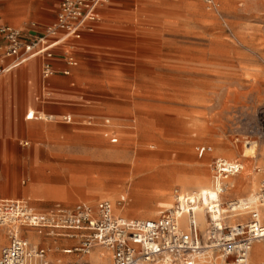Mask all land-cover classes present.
Returning a JSON list of instances; mask_svg holds the SVG:
<instances>
[{"label": "rangeland", "instance_id": "1", "mask_svg": "<svg viewBox=\"0 0 264 264\" xmlns=\"http://www.w3.org/2000/svg\"><path fill=\"white\" fill-rule=\"evenodd\" d=\"M60 2L0 0V24L28 34L37 22L43 31ZM112 2L77 50L72 75L53 76L56 95H73L64 112L72 122L44 113L28 120L34 134L19 138L17 157L9 151L0 166L3 182L15 180L20 190L1 183L0 195L42 211L56 201L107 199L119 210L137 206L126 217L156 218L175 204V190H207L214 159L226 157L245 171L224 200L248 197L254 167L264 165V0ZM38 81L39 70L34 88ZM23 138L30 145H20ZM248 141L258 146L252 160L242 159ZM0 235L1 249L7 231Z\"/></svg>", "mask_w": 264, "mask_h": 264}, {"label": "built area", "instance_id": "2", "mask_svg": "<svg viewBox=\"0 0 264 264\" xmlns=\"http://www.w3.org/2000/svg\"><path fill=\"white\" fill-rule=\"evenodd\" d=\"M109 2L61 0L55 20L45 24L43 31L37 29L40 23L33 22L37 31L30 37H25L19 28L0 25V34L7 41L5 55L12 58L10 64L0 67V74L41 56L45 83L57 73L70 75L78 65L70 41L82 39L85 32H93L99 20L98 10ZM58 47L64 49L66 67L62 70L53 62ZM45 94L49 92L46 90ZM27 118H31V113ZM63 120L70 123L72 116L64 115ZM258 132L264 136L263 127ZM243 169L244 163L237 159H214L213 179L222 185L219 192L223 197L230 190L226 181L241 174ZM257 172L262 174V179L255 199L226 202L227 211L222 217L214 218L211 212L207 213L204 232L197 217L198 200L178 189L174 206L156 218L125 217L116 213L115 206L107 199L95 205L57 203L46 211H38L27 201L0 198V227L7 229L9 240L0 252V264H57L48 258V248L24 237V229H33L55 241H72V245L61 248L63 253L77 255L66 264H92L88 257L96 247L112 253L108 264H198L209 250L219 253L222 264H253V245L264 240V165ZM183 214L187 216L186 222L180 221ZM241 214L246 218H239ZM233 217L239 220L231 222Z\"/></svg>", "mask_w": 264, "mask_h": 264}, {"label": "crops", "instance_id": "3", "mask_svg": "<svg viewBox=\"0 0 264 264\" xmlns=\"http://www.w3.org/2000/svg\"><path fill=\"white\" fill-rule=\"evenodd\" d=\"M113 0H110V2L103 7H101L98 10L99 14V20L95 23V30L91 33L85 32L84 36L80 40H71L70 44L73 45V51L74 54L78 60L77 56V50L82 47L81 43L84 41V39L87 37V35L95 33L98 28L99 24L102 21V17L104 14V10L112 5ZM59 10V8H58ZM57 10V12H58ZM57 15V14H56ZM3 25V24H0ZM37 31L36 28L32 27L29 30L28 34H23L25 37H30L33 34H35ZM7 41L5 38L0 34V67H6L8 64L12 62V58L7 57L5 55V49H6ZM63 52L64 49L63 47H58L56 49V57L54 59V66L62 70L66 67V64L63 61ZM30 62V63H29ZM44 58L41 56L34 57L27 61L26 63H23L17 67H14L2 74H0V166L4 164H8L6 161V155L9 153V151L13 150L15 151L14 154L17 157V140L22 137H30L33 135V128L34 124L29 122L28 120H33V119H39V118H33L29 119L27 118L28 113H44L46 116H55V115H67L64 112L68 110H72L70 103L71 100L73 99V95H63V94H55L57 92V86L54 85L53 83V76L46 81V83L42 79L41 71H42V66H43ZM29 63L28 70L23 68L24 65ZM79 64V60H78ZM78 66V65H77ZM76 67V66H75ZM73 67V69L75 68ZM72 69V71H73ZM37 70H39V81L37 83V87L34 88L33 86V80L35 76L37 75ZM8 73H12L10 77H7ZM57 74H62V73H57ZM56 75V74H55ZM54 75V76H55ZM64 75V74H62ZM72 75V73L70 74ZM70 75H64V76H70ZM45 84L47 88L45 89ZM74 85V82L71 83ZM49 92V95H45V91ZM33 93V95H32ZM41 103L42 105H39ZM71 115V114H68ZM72 116V115H71ZM36 117V115H35ZM49 117V116H48ZM69 124L68 122H65ZM71 123V122H70ZM25 142H28L30 145V141L26 138H23V140L20 142V145L23 146H28L25 145ZM17 160V159H16ZM17 164V161L14 162ZM262 179V174H260V181ZM13 181V182H12ZM259 181V183H260ZM4 183L6 187L8 188H13L14 190H20V187L18 185V182L12 179H6L2 180L0 177V184ZM32 185L31 184L29 187L25 188L26 191L30 190L32 192ZM212 185V184H211ZM23 191V189H22ZM24 192V191H23ZM3 195H8L4 191H1ZM8 196H2L0 195V198H8V199H21L24 201H27L32 207H34L38 211H42L37 209L32 203H30L29 200L24 199V198H13V197H8ZM103 200V199H102ZM100 201V200H99ZM57 203H62L64 205H75L78 203H88L95 205L96 203H91L89 201H79L76 203H67V202H62V201H56L51 207H53ZM50 207V208H51ZM119 212L120 210L117 209ZM46 211V210H44ZM116 211V209H115ZM117 213V212H116ZM121 213V212H120ZM123 214V213H122ZM120 214V215H122ZM263 214H264V208H263ZM125 216V215H123ZM126 217V216H125ZM198 217V214H197ZM130 218V217H128ZM202 218V216H201ZM199 221V219H198ZM200 228L204 232L207 229V215H206V224L203 225L200 221ZM3 228V227H0ZM7 231L6 228H3ZM22 234L24 237H26L30 242L32 243H38L43 247L48 248V258L53 261L54 263L57 264H66L69 261L75 259L77 257L76 254H66L61 251V248L64 246L72 245L73 242L70 240L62 239L55 241L51 238H45L40 236L35 230L33 229H24L22 231ZM8 236V233H7ZM3 236L0 235V242H3ZM9 242V240H8ZM6 242V244L8 243ZM4 244L2 248L6 245ZM259 244H255L253 251L251 252V261L254 264L263 262L264 260H260L259 257L254 255V249L256 246ZM260 245L264 246V243H260ZM95 254H101L103 259L99 258L96 255V259L100 262L96 263L95 259L93 258L92 255H90L88 258L90 259L92 264H108V262L111 260L112 253L101 248V247H96L93 251ZM60 254L63 255H68L70 258L66 261H63V258L60 257ZM222 263V260H221ZM199 264V263H198Z\"/></svg>", "mask_w": 264, "mask_h": 264}, {"label": "bare ground", "instance_id": "4", "mask_svg": "<svg viewBox=\"0 0 264 264\" xmlns=\"http://www.w3.org/2000/svg\"><path fill=\"white\" fill-rule=\"evenodd\" d=\"M35 115L36 114L32 113L30 119L37 118V116L35 117ZM54 117L55 116H50L49 118H46V119H50V118L53 119ZM41 118H43V116H41ZM256 144H257L256 141L255 142L248 141L246 143V145H249V146H245L244 147L245 152L243 153L242 159L244 157L247 158L248 160H252V159L257 158V147L258 146ZM237 160H239V159H237ZM239 161H241V160H239ZM244 171H245V164H244V169L241 172V174H243ZM254 173H255V174H253V177H254L253 179L254 180L252 179V183L254 184V187L256 185V189L252 190V193L246 198H238L237 197L236 199L238 201H240V202H244L245 200L253 201L255 199L256 192L258 190L257 178H259L256 167H254ZM255 176H257V178ZM154 178H156V177H154ZM236 180H237L236 178L232 177V178H229L226 181V184H228L229 187H230V190L227 191V194L232 195L233 192L237 189ZM221 186L222 185L220 183L215 182V180L213 179L212 180V185L207 190L200 191V192H198V194L187 193L188 195H190L195 200H198V202H199L198 219L203 225L206 224V215H207V213L211 212V216L214 217V218L222 217L223 214L227 211V206L224 205V204L226 202H230L231 200H235V199L231 198V199L225 201L224 197L219 192L221 190ZM157 187H159V186H157ZM146 189L147 190L148 189L157 190L159 188L147 187ZM157 193H159V192H157ZM172 205H173V203L171 201L166 203L167 209L170 208ZM114 206H115V209H118V206H116V205H114ZM136 208H137V206H134V207H131V208H123V209L120 210V212L123 213L124 215H129L132 212L135 213L136 212ZM201 216H202V218H201ZM239 218H246V216L245 215L243 216V214H241V216ZM186 220H187V216L185 214H183L181 216V218H180V221L181 222H186ZM238 220L239 219L237 217H233L231 219V222H235V221H238ZM260 243H264V240H259V241H256L254 243V246H255V244H259L254 249V255L259 257L260 260H264V246L260 245ZM254 246H253V248H254ZM253 248H252V251H253ZM91 255L93 256V255H95V253L92 252ZM96 255L99 258L103 259L101 254H96ZM251 255H252V253H251ZM217 261H218V258H215L214 254H213V251L209 250L203 256L200 257L198 263L199 264H213V263L216 264ZM219 264H222L221 260H220Z\"/></svg>", "mask_w": 264, "mask_h": 264}]
</instances>
